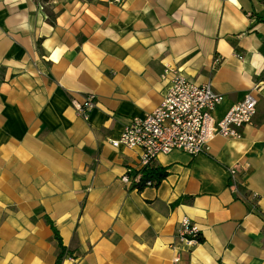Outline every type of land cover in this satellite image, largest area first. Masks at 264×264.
Returning <instances> with one entry per match:
<instances>
[{"label": "crops", "instance_id": "obj_1", "mask_svg": "<svg viewBox=\"0 0 264 264\" xmlns=\"http://www.w3.org/2000/svg\"><path fill=\"white\" fill-rule=\"evenodd\" d=\"M166 69L212 83L217 119L251 90L257 113L133 189L141 151L111 140L163 102ZM49 221L61 264H264V0H0V264H56Z\"/></svg>", "mask_w": 264, "mask_h": 264}, {"label": "built area", "instance_id": "obj_2", "mask_svg": "<svg viewBox=\"0 0 264 264\" xmlns=\"http://www.w3.org/2000/svg\"><path fill=\"white\" fill-rule=\"evenodd\" d=\"M171 73V86L163 102L144 117H133L121 134L111 140L114 147L139 149L144 166H151L161 154L180 150L195 156L210 149V143L217 135L241 138L242 128L253 123L257 113L258 100L253 90L235 103L221 119L215 110L225 100V96L214 89L212 83L199 84L184 76L180 71L166 69L162 77ZM97 104V96L89 94L82 101L72 100L75 110L85 119ZM232 174L236 173L232 169ZM141 173L126 181L139 182ZM154 182L148 181L147 186ZM179 235L187 245L201 242V229L189 217L180 221ZM180 260L175 258V262Z\"/></svg>", "mask_w": 264, "mask_h": 264}, {"label": "trees", "instance_id": "obj_3", "mask_svg": "<svg viewBox=\"0 0 264 264\" xmlns=\"http://www.w3.org/2000/svg\"><path fill=\"white\" fill-rule=\"evenodd\" d=\"M142 174V178L140 179L139 182L135 183L132 182L131 188L139 189L142 190L144 189L147 185L148 181L154 182L155 185H158L168 174V171L166 168L161 167V166H144L140 172ZM50 224L52 225L54 232H55V237L58 240L59 247H60V253L58 255L56 264H61L63 255L66 253V247L63 245L62 238L59 234V231L56 229V227L53 225L51 221H49Z\"/></svg>", "mask_w": 264, "mask_h": 264}]
</instances>
